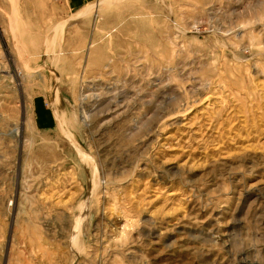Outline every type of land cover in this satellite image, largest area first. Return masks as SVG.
Returning <instances> with one entry per match:
<instances>
[{
  "label": "rangeland",
  "instance_id": "1",
  "mask_svg": "<svg viewBox=\"0 0 264 264\" xmlns=\"http://www.w3.org/2000/svg\"><path fill=\"white\" fill-rule=\"evenodd\" d=\"M0 264H264V0H0Z\"/></svg>",
  "mask_w": 264,
  "mask_h": 264
},
{
  "label": "crops",
  "instance_id": "2",
  "mask_svg": "<svg viewBox=\"0 0 264 264\" xmlns=\"http://www.w3.org/2000/svg\"><path fill=\"white\" fill-rule=\"evenodd\" d=\"M87 0H68V4H69V6H71V7H75L76 8V10L77 9H79V8H81L82 7V5L86 2ZM76 14V13H75ZM35 107H36V111H37V114H38V116H37V121H40V123H44V124H46L47 125V123H49V119L50 118H52V114H50L47 110V112H48V115H49V118H47V115L45 114V112H44V110H43V108L41 107V109L39 110V107H37V104H35ZM43 124V125H44Z\"/></svg>",
  "mask_w": 264,
  "mask_h": 264
},
{
  "label": "bare ground",
  "instance_id": "3",
  "mask_svg": "<svg viewBox=\"0 0 264 264\" xmlns=\"http://www.w3.org/2000/svg\"><path fill=\"white\" fill-rule=\"evenodd\" d=\"M98 9H100V4H96V6H95V12H97Z\"/></svg>",
  "mask_w": 264,
  "mask_h": 264
}]
</instances>
